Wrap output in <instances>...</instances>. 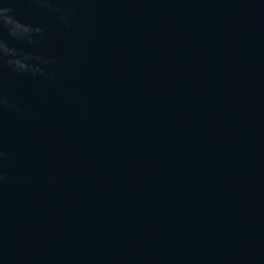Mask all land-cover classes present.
<instances>
[{"label": "clouds", "instance_id": "clouds-1", "mask_svg": "<svg viewBox=\"0 0 264 264\" xmlns=\"http://www.w3.org/2000/svg\"><path fill=\"white\" fill-rule=\"evenodd\" d=\"M11 11V8L0 6V27L6 28L9 35L15 39L25 40L28 43H33L34 38L39 36L43 30L40 27H32L31 25L21 23L20 21L14 19L9 15ZM5 57H14L12 59H8L6 62L9 67L21 74L27 73L29 71H31L33 75L36 73L43 74L42 69L32 66L31 64L27 63V61L39 60L43 63H48V61L43 57H34L23 52L18 53L16 49L8 47L4 41L0 40V60H3ZM6 104V99L0 96V106H4ZM2 155L3 153H0V156Z\"/></svg>", "mask_w": 264, "mask_h": 264}]
</instances>
